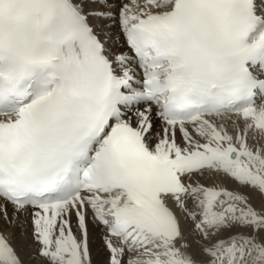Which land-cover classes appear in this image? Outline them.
Returning <instances> with one entry per match:
<instances>
[{
  "label": "snow or ice",
  "instance_id": "snow-or-ice-1",
  "mask_svg": "<svg viewBox=\"0 0 264 264\" xmlns=\"http://www.w3.org/2000/svg\"><path fill=\"white\" fill-rule=\"evenodd\" d=\"M0 264H264V0H0Z\"/></svg>",
  "mask_w": 264,
  "mask_h": 264
}]
</instances>
